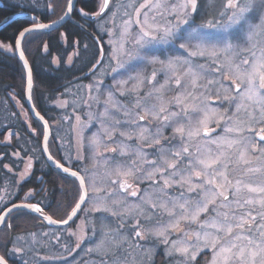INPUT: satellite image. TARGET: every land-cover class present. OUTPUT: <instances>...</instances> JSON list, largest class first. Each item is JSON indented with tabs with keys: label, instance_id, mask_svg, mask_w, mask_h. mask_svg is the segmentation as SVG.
I'll use <instances>...</instances> for the list:
<instances>
[{
	"label": "snow or ice",
	"instance_id": "snow-or-ice-1",
	"mask_svg": "<svg viewBox=\"0 0 264 264\" xmlns=\"http://www.w3.org/2000/svg\"><path fill=\"white\" fill-rule=\"evenodd\" d=\"M11 2L0 264H264V0Z\"/></svg>",
	"mask_w": 264,
	"mask_h": 264
},
{
	"label": "trees",
	"instance_id": "trees-1",
	"mask_svg": "<svg viewBox=\"0 0 264 264\" xmlns=\"http://www.w3.org/2000/svg\"><path fill=\"white\" fill-rule=\"evenodd\" d=\"M10 4L13 6L14 11L21 10L18 7H15L11 0H8ZM23 10V9H22ZM25 11V10H24ZM3 11L0 10V17L3 15ZM7 13L6 15H8ZM27 18L20 17L18 19H13L9 23H7L0 30V37L4 42H10V38L15 34L16 30L20 27L21 23ZM68 74L63 71H53L49 70L47 65L41 66L40 64L34 65V77L37 84V87L34 89V100L38 104L39 107L45 108L48 107V101L46 97L50 93H54L58 87H60L64 78ZM20 84H21V66L16 58L12 56L10 53H2L0 52V132H4L5 129L3 125L8 124L9 121L3 119L4 109L7 108L8 111H15L12 106L14 105V101L8 98V93L15 91L17 93L20 92ZM19 98V97H18ZM26 107V106H25ZM46 118H50L49 116ZM19 127V124H17ZM2 139V137H0ZM0 151L10 152V148L0 147ZM9 163L8 160H4ZM40 166V163H37ZM44 173H49L50 166L48 165L45 168H41ZM6 170H0V180L6 179L5 176ZM38 174V171H34V175L32 177V182L27 184V187H35L33 183L34 177ZM2 177V178H1ZM47 178V176H45ZM25 188V189H26Z\"/></svg>",
	"mask_w": 264,
	"mask_h": 264
},
{
	"label": "flooded vegetation",
	"instance_id": "flooded-vegetation-1",
	"mask_svg": "<svg viewBox=\"0 0 264 264\" xmlns=\"http://www.w3.org/2000/svg\"><path fill=\"white\" fill-rule=\"evenodd\" d=\"M0 10H2L4 12L3 15L0 17V26L7 23L16 13L25 12L22 9L14 11L13 6L10 4V2L8 0H0ZM7 13H9V14L6 15ZM21 17L27 18V16H21ZM18 18H20V17H17L15 19H18ZM0 40H2L1 37H0ZM0 52L4 53L3 51H0ZM56 116H57L56 111L50 112V117H51L50 122H52V118H56ZM3 163H8V162L3 161ZM49 166H50L49 173H44V171L40 168V166L36 164L34 171H38V174L34 177L33 183L35 184V187L39 186V180H37L36 177L42 176L44 178V180L47 181L46 187L51 192L52 190H54L56 188V186L59 183H61V177H60V175H58V170H56L54 168V166H52L50 164H49ZM45 176H47V178H45ZM27 188H30V187H27ZM27 188L25 190H27ZM49 201L52 202L53 204H55V199L51 195L49 196ZM155 260H156V264H162L163 257L161 255H157L155 257ZM16 264H19L18 260L16 261Z\"/></svg>",
	"mask_w": 264,
	"mask_h": 264
},
{
	"label": "water",
	"instance_id": "water-1",
	"mask_svg": "<svg viewBox=\"0 0 264 264\" xmlns=\"http://www.w3.org/2000/svg\"><path fill=\"white\" fill-rule=\"evenodd\" d=\"M21 16H26L25 12H19V13H16L9 21H12L13 19L17 18V17H21ZM8 21V22H9ZM7 22V23H8ZM7 23L3 24L0 26V28H2L4 25H6ZM25 106L26 108L28 107L27 103L25 102ZM31 114V113H30Z\"/></svg>",
	"mask_w": 264,
	"mask_h": 264
}]
</instances>
